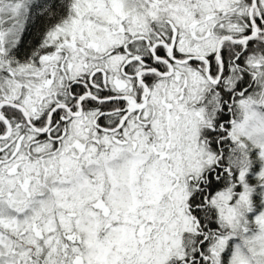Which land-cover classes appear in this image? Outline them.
<instances>
[{
    "label": "snow or ice",
    "instance_id": "obj_1",
    "mask_svg": "<svg viewBox=\"0 0 264 264\" xmlns=\"http://www.w3.org/2000/svg\"><path fill=\"white\" fill-rule=\"evenodd\" d=\"M0 264H264V0H0Z\"/></svg>",
    "mask_w": 264,
    "mask_h": 264
}]
</instances>
